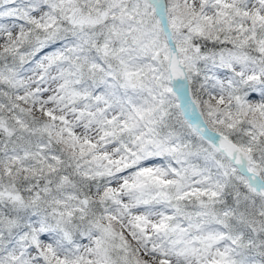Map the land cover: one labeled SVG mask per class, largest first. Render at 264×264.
Wrapping results in <instances>:
<instances>
[{
    "label": "snow or ice",
    "instance_id": "6c2138e0",
    "mask_svg": "<svg viewBox=\"0 0 264 264\" xmlns=\"http://www.w3.org/2000/svg\"><path fill=\"white\" fill-rule=\"evenodd\" d=\"M0 264H264V0H0Z\"/></svg>",
    "mask_w": 264,
    "mask_h": 264
}]
</instances>
